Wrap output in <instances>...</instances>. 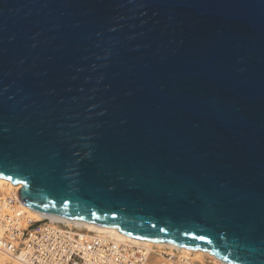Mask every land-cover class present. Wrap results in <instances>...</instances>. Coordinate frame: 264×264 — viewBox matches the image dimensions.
Instances as JSON below:
<instances>
[{"label": "water", "instance_id": "1", "mask_svg": "<svg viewBox=\"0 0 264 264\" xmlns=\"http://www.w3.org/2000/svg\"><path fill=\"white\" fill-rule=\"evenodd\" d=\"M0 179L47 216L264 264V0H0Z\"/></svg>", "mask_w": 264, "mask_h": 264}, {"label": "built area", "instance_id": "2", "mask_svg": "<svg viewBox=\"0 0 264 264\" xmlns=\"http://www.w3.org/2000/svg\"><path fill=\"white\" fill-rule=\"evenodd\" d=\"M17 198V199H16ZM8 199L20 203L17 197ZM13 204V203H12ZM4 206L0 202V208ZM3 215V216H2ZM16 217V216H15ZM40 220L30 222L20 229L14 213H0V249L28 264H144L147 256L140 245L116 242L108 237L90 236L86 231L67 228L65 223ZM168 261L176 260L175 255L164 254ZM181 264H189L182 261ZM191 264V263H190Z\"/></svg>", "mask_w": 264, "mask_h": 264}, {"label": "bare ground", "instance_id": "3", "mask_svg": "<svg viewBox=\"0 0 264 264\" xmlns=\"http://www.w3.org/2000/svg\"><path fill=\"white\" fill-rule=\"evenodd\" d=\"M20 186L11 185L7 180L0 179V202L4 204L0 208V213H5L11 215L14 213L15 222L20 229H25L30 222L39 223L40 220L47 219L52 221L50 226L53 227L52 224L61 221L65 223L67 228L70 229H78L86 231L83 233L86 239H90V236H103L111 238L116 242H121L125 244H135L140 245L145 249V255L147 256L146 262L144 264H181L182 261H188L189 264H205L206 258H213L216 261V264H223L219 260H217L214 256L203 253L198 250H187L184 248H178L173 245L161 244V243H150L145 241H140L135 238L125 237L120 234L116 229L105 228L98 225L88 224L81 221H69L62 218H56L44 215L42 213L35 212L28 207H26L23 203H16L15 201L8 204V199L16 198V192H18ZM17 199V198H16ZM3 216V215H2ZM16 216V217H15ZM175 255L176 260L168 261L164 255ZM28 264L24 261H20L13 257L10 253L5 250L0 249V264Z\"/></svg>", "mask_w": 264, "mask_h": 264}, {"label": "rangeland", "instance_id": "4", "mask_svg": "<svg viewBox=\"0 0 264 264\" xmlns=\"http://www.w3.org/2000/svg\"><path fill=\"white\" fill-rule=\"evenodd\" d=\"M205 262H206L205 264H216V261L211 257L206 258ZM7 264H10V262H8Z\"/></svg>", "mask_w": 264, "mask_h": 264}]
</instances>
